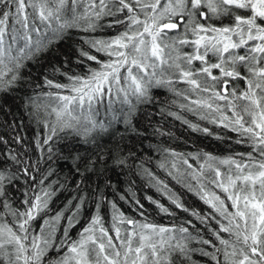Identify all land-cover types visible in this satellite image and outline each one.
Listing matches in <instances>:
<instances>
[{
	"label": "snow or ice",
	"instance_id": "snow-or-ice-1",
	"mask_svg": "<svg viewBox=\"0 0 264 264\" xmlns=\"http://www.w3.org/2000/svg\"><path fill=\"white\" fill-rule=\"evenodd\" d=\"M104 29L115 34L98 37ZM74 33V58L39 81L25 75L28 62ZM154 88L175 98L160 102ZM156 103L146 119L172 117L250 150L216 156L158 142L153 158L120 148L118 125L143 139L173 137L162 125L150 124L151 136L137 128L141 106ZM0 116V264H264V0H0ZM118 135L115 150L101 145ZM69 137L93 154L74 157L81 179L52 215L67 178L50 180L51 167L41 174L28 145L51 161ZM110 168L128 177L126 190L105 178L84 191L87 174L107 177ZM20 174L32 181L23 208L8 192ZM161 215L168 224L155 222Z\"/></svg>",
	"mask_w": 264,
	"mask_h": 264
},
{
	"label": "trees",
	"instance_id": "trees-1",
	"mask_svg": "<svg viewBox=\"0 0 264 264\" xmlns=\"http://www.w3.org/2000/svg\"><path fill=\"white\" fill-rule=\"evenodd\" d=\"M115 33L104 29L96 35L98 37H107L114 35ZM79 40V36L75 33L71 40H63L57 44H55L49 51L42 53L39 57L31 62H28L27 68L28 71H25V75H31V77L39 81L40 78L45 74L46 71H50L52 66L60 65L64 58L72 59L75 56V48L76 42ZM75 67V65H73ZM240 86L244 87V82L240 81ZM183 87V85H180ZM152 95L158 99L160 102H164L166 100L174 99L171 93L168 92L167 89L164 88H154L152 90ZM6 104L9 107H12L15 110V106L19 103L18 100H15L11 97L6 99ZM163 106L162 103H156L154 105H143L141 106L142 111L139 114V119L137 122V128L140 129L142 133L146 136H151V128L149 127L150 124L155 125H162L163 130L171 131L173 137L171 139L165 137H151V139H143L142 137H137L128 133L124 132V126L118 125L120 128V134L125 136V139L119 144L120 148H123L125 151H133L136 152L137 155H143L144 157H153L158 158V154L149 150L150 145H154L158 142L165 144L166 146H171L175 148L178 152H195L198 149H202L205 152L212 153L216 156H225L228 154L229 151L234 152H246L250 149L244 145H237L234 142L230 143L225 140H217L215 137L206 136L202 133L193 132L190 128L186 125H182L181 121L175 120L172 117H160L158 115H153L150 118L145 117L143 115L144 112L150 113H157L159 109ZM171 110L176 111L177 108L173 105L171 106ZM189 120L195 121L197 118L194 117L192 114H186ZM0 118H3L0 116ZM27 118H25V124H27ZM203 126H209L206 123ZM213 130L221 135L224 134V130L215 128L213 126ZM2 131V129H0ZM23 131L27 134V139L31 142L34 136L33 127H25ZM229 136L233 137V141L235 140V134L227 133ZM119 139V135L117 137L108 140L105 138L101 141V145L105 148H111L115 150L117 147L116 141ZM28 147L31 149L28 152L27 156L31 158L32 161L40 160L38 165L40 169V173H44L49 167L55 170L54 175H52L49 179L52 181L59 180L60 183H64L65 178H67V187L68 191L61 190L56 197L53 198L52 202L50 203L49 207L51 209L52 215H54L57 211L64 207L65 203L68 199L71 198L73 192L71 189L75 186L76 182L81 178L76 175L73 171L74 167L81 163V161H77L74 157L79 154L81 157L90 156L93 154V145L90 144H83V142H73L72 138L69 137L67 140H61L55 148L59 150V155H54L51 161H48L46 156L41 158V154L35 148L34 145L29 143ZM111 162L109 161V164ZM152 167V165H148ZM15 171V169H11ZM31 170V169H30ZM83 171V168H81ZM153 171H156L157 174H160V170H157L153 167ZM41 178L40 174L36 175L37 181ZM105 178L110 179L113 185L117 186L118 188L127 189V179L128 177L124 174H118L115 170L111 168L107 172V177L105 176H98L92 173L87 174V180L85 181L86 186L84 187V191L91 193L93 189L96 188L97 184L101 187L104 184ZM137 183V191L139 192V185L141 184L140 179L133 177ZM27 180V183L25 181ZM45 183H48L47 181ZM32 181L28 180V178L20 174L19 179L15 180L12 185L9 186L8 192L9 195L13 198L14 205L20 208H23L24 205L21 203L25 198V190L31 188ZM177 190H179L178 186ZM30 194V193H29ZM149 195L153 194L152 191H148ZM111 198V197H109ZM187 202L190 205H193L202 211H206L207 208L203 206L198 200L193 199L191 195L187 197ZM119 207L121 210L125 211L126 214L132 215L133 213L129 210L128 205L122 202H118ZM91 213H85V217L90 216ZM101 215L104 217L105 221L109 219V212L105 208L102 210ZM40 220L37 219L35 222V226L39 229ZM155 222L159 224H168L169 218L165 216H156ZM63 223V222H62ZM83 223V221L81 222ZM107 226V224L105 225ZM79 225L76 229L73 230V236H75L76 232L79 230ZM197 227H200L197 224ZM215 227V225H214ZM222 236L226 234L221 233ZM215 242V241H214ZM194 259L199 260L200 257L197 255Z\"/></svg>",
	"mask_w": 264,
	"mask_h": 264
},
{
	"label": "rangeland",
	"instance_id": "rangeland-1",
	"mask_svg": "<svg viewBox=\"0 0 264 264\" xmlns=\"http://www.w3.org/2000/svg\"><path fill=\"white\" fill-rule=\"evenodd\" d=\"M213 74H214V75H215V74H218V73H217V70H214V73H213Z\"/></svg>",
	"mask_w": 264,
	"mask_h": 264
}]
</instances>
